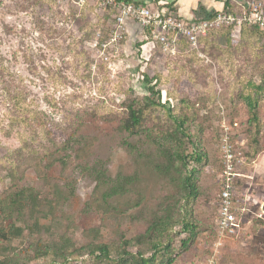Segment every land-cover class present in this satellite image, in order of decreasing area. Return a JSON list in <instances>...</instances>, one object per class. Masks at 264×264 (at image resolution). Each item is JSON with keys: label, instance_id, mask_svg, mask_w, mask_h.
I'll return each instance as SVG.
<instances>
[{"label": "rangeland", "instance_id": "obj_1", "mask_svg": "<svg viewBox=\"0 0 264 264\" xmlns=\"http://www.w3.org/2000/svg\"><path fill=\"white\" fill-rule=\"evenodd\" d=\"M226 1L155 0L153 5L185 21L181 15L187 13L197 19L199 4L223 12ZM229 1L247 19L252 2L264 8V0ZM117 16L115 6L103 9L96 0L84 6L0 0L5 81L26 92L31 128L39 133L40 122H46L55 139L64 137V130L74 142L72 150L37 149L40 156H26L22 138L31 129L9 127L14 103L1 83L0 201L6 193L16 194L19 213L14 229L0 237V264H95L78 251L88 245L117 249L173 213L192 168L199 191L198 237L175 264H264V26L259 25L260 33L248 23L241 33L216 27L196 47L179 41L175 52H168L159 43L145 44L131 23L114 41ZM252 93L259 131L246 103ZM128 104L143 115L134 136L123 125ZM179 122L202 147L201 164L181 163L182 153L192 149ZM226 136L243 165L234 188L237 230L220 244L216 225ZM10 164L17 168L16 186L8 178Z\"/></svg>", "mask_w": 264, "mask_h": 264}, {"label": "trees", "instance_id": "obj_2", "mask_svg": "<svg viewBox=\"0 0 264 264\" xmlns=\"http://www.w3.org/2000/svg\"><path fill=\"white\" fill-rule=\"evenodd\" d=\"M124 1L127 4L141 6V4L135 2L128 0ZM222 11L227 14L240 16L234 11L229 0L224 2ZM194 13L197 19L191 21L200 22L211 20L218 11L215 9L208 10L206 6L199 4ZM245 25L247 24H244L240 28V33L243 31ZM251 27L253 33H260L259 25ZM218 28H225L230 32L234 29L230 26H220ZM184 40L183 38L179 39V46L185 42L189 44ZM144 43L147 44L148 42ZM5 71L6 68L3 65L0 66V85L1 83L5 85V89L7 90L6 95H8L11 102L14 103L8 113L9 127L12 128L13 125H21L22 127L24 126L25 128L31 129V135L27 138H22V148L23 152L27 153L26 156H40L37 149H41L44 154L54 149L57 152L67 149L72 150V145L74 143L72 135L63 130L60 132V135L64 137H60V139L57 140L52 136V133L47 130V127H45L46 122H40L42 127L39 131L42 135L41 140L35 139V135L39 133L31 128L34 120L29 117L30 104L26 101V92L22 89H18L13 82L5 81ZM257 90L253 88L251 92H256ZM150 91L153 92V89ZM246 103L251 115V120L254 121L256 131H259L260 122L257 114V101L253 97V93L248 95ZM127 111L128 119L123 122L124 130L131 136L137 135L138 129L142 125V112L133 104L127 105ZM1 130L6 132L4 127H1ZM179 130L182 139H186L192 149L191 153H182L181 163L188 166V162L192 160L195 164H201L204 157L202 147L189 132L184 130V124L182 122H179ZM16 156L20 157V155H17V152ZM46 165L47 163L43 164V166ZM16 170L17 168L13 164L12 166L10 164L7 174L12 186H16V183L20 181ZM196 174L195 168L186 171L183 179L184 193L179 199L177 208L173 213L166 214L154 220L144 233L139 234L133 240L122 242L117 249H113L108 245H88L80 249L78 253L80 255H89L93 257L95 264H175L178 258L184 255L195 244L198 237L199 225L194 217V204L199 196ZM16 213H19V199L16 197V194L6 193L0 201V237H3V239L6 238L5 234L7 228L14 229V218ZM147 251L149 253H147ZM65 260L66 259H63V261Z\"/></svg>", "mask_w": 264, "mask_h": 264}, {"label": "built area", "instance_id": "obj_3", "mask_svg": "<svg viewBox=\"0 0 264 264\" xmlns=\"http://www.w3.org/2000/svg\"><path fill=\"white\" fill-rule=\"evenodd\" d=\"M58 3L70 2L79 6L93 0H56ZM103 9L115 6L118 9L116 17V30L114 41L119 42L126 31L127 24H134L144 36L143 41L149 44L159 43L165 51L175 52L179 39H185L191 46L196 47L199 40L213 28L230 26L239 30L243 24L264 26V8L262 2L249 4L251 17L235 16L225 12H218L211 20L200 22H186L176 16L175 13L162 7L159 9L154 4L155 0L141 6L127 4L124 0H96ZM222 172H221V196L217 218V234L220 244L223 239L235 235L237 230L238 207L235 204V182L238 178V170L243 165L241 153H238L226 136L222 140L221 147Z\"/></svg>", "mask_w": 264, "mask_h": 264}, {"label": "crops", "instance_id": "obj_4", "mask_svg": "<svg viewBox=\"0 0 264 264\" xmlns=\"http://www.w3.org/2000/svg\"><path fill=\"white\" fill-rule=\"evenodd\" d=\"M129 1H131V2H135V3H138V4H146V3H148V2H151L152 0H129ZM177 5V4H176ZM175 5V6H176ZM179 6H180V4H179ZM180 7H182V5L180 6ZM197 9V8H196ZM184 12H185V9H184ZM182 17H184V19H185V21L186 22H193V21H191V19H189V15H188V13L186 14V15H181ZM181 16H180V18H181ZM187 16H188V19H187ZM187 19V20H186Z\"/></svg>", "mask_w": 264, "mask_h": 264}, {"label": "water", "instance_id": "obj_5", "mask_svg": "<svg viewBox=\"0 0 264 264\" xmlns=\"http://www.w3.org/2000/svg\"><path fill=\"white\" fill-rule=\"evenodd\" d=\"M263 211H264V208H263Z\"/></svg>", "mask_w": 264, "mask_h": 264}]
</instances>
